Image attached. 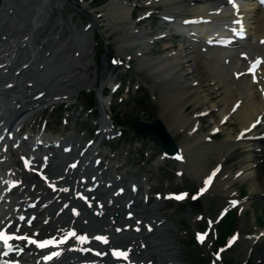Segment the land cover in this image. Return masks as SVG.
Returning <instances> with one entry per match:
<instances>
[{"label": "rangeland", "instance_id": "rangeland-1", "mask_svg": "<svg viewBox=\"0 0 264 264\" xmlns=\"http://www.w3.org/2000/svg\"><path fill=\"white\" fill-rule=\"evenodd\" d=\"M36 1L38 0H0V10L1 6L6 3L12 9V13L5 14L4 18H2L0 31L8 35L14 33L15 36L24 33L18 24L12 23V20H22V17L26 18L27 21L24 22L29 23V25H26L25 28L31 27L34 22L32 20L28 21L32 14L29 10L34 7V2ZM48 1L49 3L43 4L44 10L48 8L45 15L47 18L42 20L40 13L36 16V19L40 17V20L36 22L33 33L37 32L39 34L42 32L40 35H36L34 43L39 40L47 39V41L39 47L35 61L36 64L37 62L45 63L44 59L49 58L50 63L47 66L45 64L41 73L50 72L55 74L56 71H59V74L56 81L51 82V75L48 80H43L39 77V70H37L32 75L33 79H28L26 83L23 81V95L29 97L32 93L41 89V91L55 92L59 97H62V101L60 104L55 105L53 103L41 108L39 115H34L35 118L28 117L21 131H30L32 132L31 134H37L43 129L40 125L45 121L46 129L44 134L47 136L63 135L67 139L74 138L81 142L93 135L94 131L92 132L91 129L93 126H98V120L101 115L106 116V118L111 116L112 121L115 122H117L115 120L117 115L120 122L119 125L123 129V136L112 142L99 144L98 147L102 149V153L106 152L107 154L104 157L102 156L105 162L109 160L107 162L110 163V166L106 169L107 172H111L113 175H120L123 179L132 177L137 184L147 187L145 191L151 198L154 197V192H158V200L150 198L151 203L149 205L150 208L154 204L158 205L155 211L162 218L161 222L163 224L155 225L148 233H142V226H140L139 231V234H144L142 237L143 241L153 240L156 237L157 243L152 249H165L162 254H156V262L164 264L166 261H171V264H174L170 258L173 256L180 264H206L212 260L210 251L219 248L217 241H219L220 245H224V240L227 237L229 238L233 232H237L238 239L234 244L219 248L222 254L219 264H244L245 257L250 255L248 256V254H245L246 251H242L244 241L240 237L246 232L255 234L259 231V227H264V196L255 194L254 197L245 200L246 203L242 210H239V213L233 206L228 208L226 211H230L221 218L223 221L218 225L219 238L215 239L211 236L204 243H199L194 229L203 228L206 222L204 218L198 220L197 215L202 210L209 216L217 215L221 208L228 203L227 198L229 196L237 195L238 193L241 195L242 193L248 194V181L243 178H235L229 184L230 186L226 192H215L211 191V189L197 201H191L187 198L184 202L175 203L160 199L164 191H175L182 188L188 189L190 193L198 187L199 183V180L194 179L188 173H184L181 176L176 175L174 170L177 165L168 159L162 160L159 157L160 148L157 145L145 139H136L129 132V124H132L134 120H149L151 117H157L160 120L161 118L165 119V115L160 113L162 106L158 100L160 85L164 83L165 78H158L155 72L153 73V62H144V58L139 55L133 56L137 46H130L129 43L131 42H124L123 45L120 43L121 39L126 35L125 28L123 29L122 26L117 24H111L110 18L105 19L103 14L100 16L103 23L106 21L110 23L108 22L107 26L103 24L97 25L92 14L100 13L102 5L100 2L102 0H47L46 2ZM107 1L104 4H107ZM128 1L132 3L130 6V18L133 19L143 9L140 8L143 0ZM80 3H83V5ZM151 9H154L156 14H159L158 11L162 9V5L151 7ZM158 21V16L149 17L140 21L139 24H135V28L145 29V32L141 35L145 36L147 34L150 37H155L164 28ZM43 22L44 25L40 28L39 24ZM87 24H89V27L85 28ZM168 30L169 32L172 31L169 26L163 31ZM91 35L93 38H91ZM180 39L181 35L179 37L170 36L167 43L173 44L172 49L178 51V47L181 45ZM162 44L163 42L160 39L155 43L148 42L146 46L150 47L149 54L157 55L160 53ZM44 52H48V54L43 56ZM126 56L131 58L130 61H127L128 66H121L116 69L112 67L116 63L125 64L126 61L123 58ZM114 58L119 60L111 66L110 60ZM102 59L107 71L104 76L105 85L101 91H107L110 84H113L114 87L117 86V88L115 89V94L110 96V103L107 97L104 98L105 103H107V106L105 105L107 107L105 113L102 114L100 112V105L97 103L92 108V112L89 113L90 109L86 110L85 97L88 96L87 100H90L91 96L95 94L100 99L98 87L101 81L98 74ZM181 69L178 68L177 73ZM200 72L202 73V71ZM27 73L30 74L31 72L27 71ZM91 91L93 92L91 93ZM16 100L15 103H19L20 100L18 98ZM189 103L191 105L185 107L184 110L185 114L192 117H195L198 109L204 108L208 104L203 102L196 104L195 101ZM67 104L69 106H66ZM66 113L69 115H65ZM212 113L206 116L205 120L199 119L201 127L194 131L197 132L196 136L190 135V133L193 132L191 128L198 119H192L191 117L187 125H184L179 130L180 132L174 135L173 140L175 143H192L197 138L204 141L203 134L208 132V122L212 121L211 118L215 120L218 118V113H214V115ZM227 130L228 128H225L223 132L218 133L213 139L218 141L224 138ZM241 148L235 149L234 154L225 158L226 164L232 163L234 166L231 170L232 173L237 168L236 162L241 158ZM260 162L258 171L264 174V157ZM216 163V157H210L206 163V168L213 167ZM100 167H103L102 163H100ZM242 180L244 185L240 184ZM124 183H128V179H124ZM141 190L139 189L140 192H142ZM226 194L227 196L225 197ZM200 207L201 209H199ZM255 214L258 219L254 223ZM223 223L225 225L228 223L231 226L228 231H231L230 233H222L224 231ZM168 246L170 248L166 250ZM256 250L262 255L259 258L264 262V240L257 244ZM166 252H172L174 255L164 254ZM252 253L254 254V252Z\"/></svg>", "mask_w": 264, "mask_h": 264}, {"label": "bare ground", "instance_id": "bare-ground-1", "mask_svg": "<svg viewBox=\"0 0 264 264\" xmlns=\"http://www.w3.org/2000/svg\"><path fill=\"white\" fill-rule=\"evenodd\" d=\"M46 1L47 0H38L34 2V8L31 10V17L35 19V22L40 20V17L36 19V16H38L39 13L42 15V20L45 18L44 16L46 15V10L48 8L44 10L43 4L49 3V1ZM216 1L217 0L141 1V5L144 7L147 5H155V3L161 4L162 9L160 12H163L162 14L165 15H173V17H175V20L172 21L174 26L178 28V30H181V45H179L178 51L173 50V45L169 42L167 43V41L163 38L166 36L165 34L160 38L162 41H164L160 53L154 56H147V58H149L155 64L153 66L154 71L157 74H160L161 78H165L164 83L160 85V94L158 100L162 106L160 113L165 115V119L161 118V121L164 123L165 129L172 138L174 135H177V133L180 132L179 130L183 128L184 125H187V123L190 121L191 116L185 114L184 106L185 104L194 101L196 104L199 102L208 103L205 107L210 109L209 112H213L212 115H214V113H218L219 115L217 120L211 118V120L216 121L213 125H218L222 132L225 128H228L225 137L219 139L218 141L214 140L213 138L212 140L207 141H202L197 138L192 143H177L179 155L177 166H179V168L182 169L184 173H188L189 175L193 176V178L198 179L201 177L202 179H205L208 184V190L212 189L211 191L215 192H226L233 179L243 178L248 181L247 185L249 192L246 199L248 200L249 197L252 198L255 196V194L258 195L261 193L264 195V174L258 171V161L260 158L264 157V142L262 145H260L259 150L253 149L251 146H255V144L252 142H246L244 137H241V135H244L245 132H240L239 128L245 127L244 129L247 130L252 123H250V121L255 119V116L260 113L264 106H262L260 96H258V92L254 89L253 85H249V83H247L244 75H237L238 71H240L242 68H236V66L237 63L243 58L241 53L244 51V49L250 48L251 50L255 51L257 50V47L251 43V38L247 40V45L241 44V47L243 48H241L236 55L230 49L219 51V49L214 48L208 50L206 49L204 43H202L199 35L189 34L190 27L182 25V21L184 20L193 19V21H195L197 18L203 17L208 21V30H212L211 28L213 23L216 24L217 21L223 22L225 16L224 11L222 13L221 11L218 13H215L214 11L209 12V9L212 8L206 7V4L208 2L215 4L216 6L214 9L216 11L219 7L216 4ZM106 3L107 4L101 5L100 14H103L105 19L110 18L111 20L109 19V21L111 24H117L119 26L126 27L127 37H125L122 42L140 39L144 36L141 34L145 32V29H137L135 27L133 28L134 22L133 19L130 18L129 13L131 10L130 2H125L124 0H108ZM6 13L7 8H3L0 11V23ZM252 14H254V35L257 36L264 32V8H256L253 10ZM150 15V12H148L142 17H148ZM100 16L98 19H96L97 25L103 24L107 26L108 22L106 21L103 23L102 18L100 19ZM26 25H29V23H25L23 26ZM23 29L24 33L17 37H14V33L9 34L6 42L1 41L2 36L0 35V46L3 45L0 48V124H3L5 127L8 126V130L13 128L14 130L12 134L17 136V131L25 121L24 119L34 114L37 115V111L28 110L36 107L44 101L48 102L52 98V96L45 97L47 96L45 93H43L45 96L38 94L29 96L27 98L22 95V81L25 78H33V73H36L37 70H40V67L38 65L35 66L34 64L36 63L35 58L37 57V48L44 43V41H40L35 44L34 37L36 32L33 33V31H31L28 27H24ZM198 32L199 34L209 33L207 30H199ZM10 37H12L11 41L9 40ZM148 42L149 40L147 39L144 43L140 44L135 55L139 53L142 54L144 52V45ZM225 57H227V61L224 62ZM181 67L183 68L181 69ZM178 68L181 70L177 73ZM99 70L100 81H102L99 89H101L102 85H104L103 79L106 74L103 59L101 60ZM27 71L31 73L28 74ZM200 71H202V73ZM232 72L234 73L232 74ZM17 96H19L21 99L20 103L17 105L13 104L11 108L9 103L13 102L14 98ZM238 98L241 101L239 102L237 109L232 111L230 106ZM223 117H225L226 120H223ZM104 120V115H101L98 121L102 128H105L106 126ZM14 125L16 126L15 128ZM41 134L42 132H40L38 137ZM190 135L192 134L190 133ZM70 140L72 147H74L78 142V140L74 138ZM14 141H16V139H14ZM12 143L14 142L9 144L10 149L3 152L6 163L2 169L6 174H9V172H14L16 174V178L20 182V191L18 195H6L3 197L4 207L1 208L0 215H5V217H7L5 220L10 218L11 207L19 205L20 198L23 195L30 197L33 196L32 198L34 199L36 197L43 198L41 204L49 200L51 204L60 206V203L65 199L66 201L73 203L69 189L70 187L74 188L75 185H77L80 187V189H83L82 194H88L87 199H89L92 203L90 207H92V209L101 207L99 209L101 213L100 216H104V218L100 217L99 221L97 220L96 223H94L91 218L85 214L80 219L81 221L77 219V225L81 226V228L78 229V240L82 242V239L87 237L86 230L91 228H100L101 230L106 231L109 236H111V233L114 234V232H110L108 227L110 222L115 224L120 218L116 202L106 199L104 206L102 207L103 202L100 200L96 201L94 198L96 194H102V192L99 190L93 191L91 186L88 188L84 186L88 183H91L92 181H96L102 185L103 183H108L111 180L119 181V178H111L110 180L109 177L105 178L101 174V170L92 169V181H88L83 184L85 181L83 177H81L83 176L82 174H75L74 176H71L73 173L71 165L63 166L59 169L57 168L58 170H53V168L57 166V163H53L51 157L49 162L48 156L50 152L47 150H41L39 153L41 158L38 160V163H42V169L45 170L44 164L49 162V173L42 175L39 182L35 177H31L27 180L28 182L25 183V178H23L22 173L19 172L17 168L18 166L13 162V153L21 152L22 149L20 146L12 147ZM64 144H68V142ZM256 144H261V142ZM240 146L242 147L240 149L241 158L238 162H236L237 168L234 173H232L231 170L234 166L232 163L226 164L225 158L231 154H234V150ZM36 147L37 145H35L31 150L36 149ZM72 147L70 152H73ZM96 151H99L97 147H90L89 151L85 153V156L83 157L82 165L78 166L75 170L81 173L86 171L89 166L95 167V164L91 165L94 160L90 158L89 153ZM77 153L72 158V161H74V158L77 157ZM35 154V151H33L32 155ZM210 157H216L217 165L215 164V166L207 169L206 163ZM100 162H102V159H99L96 163ZM106 167L107 166L105 165L103 168ZM31 184L33 187L29 189V185ZM26 186H28V188H26ZM44 189L47 191L48 196L44 194ZM53 193L54 196H52ZM220 194L223 196L222 193ZM58 196H60L62 199L59 203L57 201ZM226 196L227 194L225 197ZM230 197L232 196H229L228 199H230ZM234 199H232V201ZM245 203L246 202L244 201L241 204L242 208ZM134 206V212L139 213L142 217L156 215L155 212H148L144 208L138 210L136 209L138 206ZM104 208L109 210V214L107 216L105 213H103ZM114 212H116V214H114ZM40 215L42 216L40 220L45 219L44 225L37 226L38 222H36L32 229L25 226L23 229H29L31 231L36 230L39 232L40 236H43L44 234H51L55 232V230L61 228L60 225L66 224V222L69 221L68 218L66 221H62L60 223L57 222V218L66 216L64 214L58 215L57 218H53L52 214L48 215L47 213H41ZM71 217L72 219H75L74 216ZM158 220H160V224H163L161 222L162 218L159 216L154 218V222L156 224L159 223ZM13 225L14 223H11L9 227L11 228ZM71 225L72 224L67 223V226ZM115 226H118V224H115ZM122 236L123 235L118 233V235L113 236L112 239L118 242ZM132 240V253L134 256L140 257L139 261H142L141 258L146 256L144 262L146 260H150V263L156 264V254H162V251L165 250L161 248L152 249V247L154 248L157 243L156 237L153 240L143 241L142 239H139L138 235H136L132 238ZM241 240L244 241L242 251H245L248 248L257 251L255 245V235H244L241 237ZM136 242L141 244L136 245ZM146 248L151 249L145 250ZM169 248L170 246H168L166 250ZM167 253L174 255L172 252H166L164 254ZM72 254V250L67 254L63 253L62 260L58 261L56 264L66 263ZM170 258L174 264H178L175 257L171 256ZM82 261H85L86 264H90L92 258L83 259ZM101 264L110 263L102 261Z\"/></svg>", "mask_w": 264, "mask_h": 264}, {"label": "water", "instance_id": "water-1", "mask_svg": "<svg viewBox=\"0 0 264 264\" xmlns=\"http://www.w3.org/2000/svg\"><path fill=\"white\" fill-rule=\"evenodd\" d=\"M139 125L134 128L135 131L142 130L145 134L152 135L167 151L174 149L175 145L172 144L170 137L158 120L155 119L150 123H140Z\"/></svg>", "mask_w": 264, "mask_h": 264}, {"label": "snow or ice", "instance_id": "snow-or-ice-1", "mask_svg": "<svg viewBox=\"0 0 264 264\" xmlns=\"http://www.w3.org/2000/svg\"><path fill=\"white\" fill-rule=\"evenodd\" d=\"M207 183V181H206ZM195 198V197H194ZM176 199H183V196H177ZM74 235V234H73ZM200 237H198L199 239ZM7 239H10V237H5L3 233H0V240L7 241ZM96 239H103L102 237H97ZM34 242V241H33ZM106 242V241H105ZM40 246H45V245H40Z\"/></svg>", "mask_w": 264, "mask_h": 264}]
</instances>
